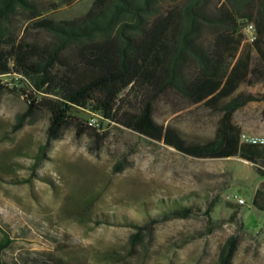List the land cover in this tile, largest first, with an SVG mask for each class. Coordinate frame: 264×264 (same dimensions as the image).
Instances as JSON below:
<instances>
[{"label": "rangeland", "instance_id": "rangeland-1", "mask_svg": "<svg viewBox=\"0 0 264 264\" xmlns=\"http://www.w3.org/2000/svg\"><path fill=\"white\" fill-rule=\"evenodd\" d=\"M93 2L79 0L47 15L73 20L88 13ZM22 20L17 16L10 25L9 35L17 41L26 35L28 24ZM248 25L254 26V42ZM37 34L30 31L27 40L34 41ZM235 38L241 45L234 59L226 55L224 68L230 74L242 59L248 69L232 93L208 105L168 92L155 102L153 118L187 145L212 142L226 127L227 146L238 143L236 157L195 158L83 108L73 110L60 136L50 140L49 113L26 115L23 90L30 91L29 82L1 77L0 222L27 230L6 258L31 256L63 264H220L223 247L234 239L231 264H264V37L256 45L255 25L240 21ZM233 102L237 108L229 111ZM139 107L133 102L128 111L137 113ZM238 198L244 206H238ZM182 207L194 208L192 217L145 230L137 244L130 239L137 229L88 219L108 215L140 225ZM208 207L210 217L204 213Z\"/></svg>", "mask_w": 264, "mask_h": 264}, {"label": "trees", "instance_id": "trees-1", "mask_svg": "<svg viewBox=\"0 0 264 264\" xmlns=\"http://www.w3.org/2000/svg\"><path fill=\"white\" fill-rule=\"evenodd\" d=\"M77 1L0 0V78L29 82L30 91L23 90L26 115L49 113L50 140L60 136L73 110L83 108L195 158L238 156L237 142L227 146L226 127L212 142L187 145L170 126L155 121L153 107L168 92L208 105L232 93L248 65L240 59L228 74L226 55L234 59L241 45L235 38L240 21L255 25L256 45L264 37V0H94L88 13L73 20L57 21L47 15ZM17 16L28 24L19 41L9 35ZM30 31L39 33L34 41L27 40ZM3 88L0 80V92ZM133 102L140 104L137 113L128 111ZM237 105L233 102L227 108L234 111ZM243 158L255 162L252 156ZM194 212L173 209L140 225L108 215L88 219L137 229L130 238L137 244L145 230L188 219ZM204 213L210 217V207ZM26 234L24 228L0 222V264H63L31 256L7 259L18 235ZM235 250L236 241H228L220 264H231Z\"/></svg>", "mask_w": 264, "mask_h": 264}, {"label": "built area", "instance_id": "built-area-1", "mask_svg": "<svg viewBox=\"0 0 264 264\" xmlns=\"http://www.w3.org/2000/svg\"><path fill=\"white\" fill-rule=\"evenodd\" d=\"M247 34H248V38L251 42H254L256 37H255V29L253 25H248L247 26ZM91 122H95V120H92ZM244 138H246V136H243ZM258 141L260 140H254L253 142L256 144L258 143ZM238 206H244L245 205V201L241 198H238L237 202Z\"/></svg>", "mask_w": 264, "mask_h": 264}]
</instances>
